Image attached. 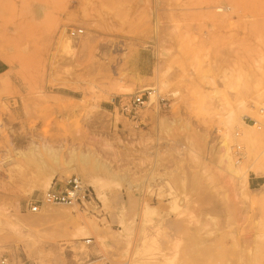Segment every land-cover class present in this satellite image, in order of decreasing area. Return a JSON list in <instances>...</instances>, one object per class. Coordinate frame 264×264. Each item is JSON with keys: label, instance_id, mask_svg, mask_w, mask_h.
Instances as JSON below:
<instances>
[{"label": "rangeland", "instance_id": "obj_1", "mask_svg": "<svg viewBox=\"0 0 264 264\" xmlns=\"http://www.w3.org/2000/svg\"><path fill=\"white\" fill-rule=\"evenodd\" d=\"M262 107L264 0H0V259L264 264Z\"/></svg>", "mask_w": 264, "mask_h": 264}, {"label": "built area", "instance_id": "obj_2", "mask_svg": "<svg viewBox=\"0 0 264 264\" xmlns=\"http://www.w3.org/2000/svg\"><path fill=\"white\" fill-rule=\"evenodd\" d=\"M83 29L71 28L68 30L70 36L81 35ZM150 95V92L148 93ZM149 97V96H148ZM146 97L141 94L129 100H121L120 107L122 112L132 118H136L138 108L144 105ZM264 108H260L263 111ZM256 123V122H255ZM91 199V190L78 176H71L62 182H54L50 188L44 191L39 196H32L27 203V208L33 213L41 212L42 208L46 205L63 204L67 206H74L76 204L84 205ZM92 238H87L86 243H90ZM115 264L108 258L98 256L91 261L90 264ZM0 264H21L16 261L9 260L8 258H1Z\"/></svg>", "mask_w": 264, "mask_h": 264}, {"label": "bare ground", "instance_id": "obj_3", "mask_svg": "<svg viewBox=\"0 0 264 264\" xmlns=\"http://www.w3.org/2000/svg\"><path fill=\"white\" fill-rule=\"evenodd\" d=\"M64 46L65 47H71V44H70V42L69 41H67V42H65V44H64ZM153 95V94H152ZM152 97V96H151ZM52 210V209H51ZM45 212H47L46 213V217H48V218H54V217H57V216H55L54 215V213H51V212H49V211H46L45 210ZM44 212V213H45ZM78 226H76V227H74L73 226V228H74V232L75 233H77L76 231H75V228H78V230H79V235H81V234H83V233H85V232H87V229H88V227H91L92 225H93V222L91 221V220H85V219H81L80 221H77V223H76ZM95 225H96V223H95ZM25 226V225H24ZM89 230V229H88ZM74 234V233H73ZM78 234L77 235H74L75 237L76 236H79ZM73 237V236H72ZM101 239H102V241L103 242H106V240H105V238L103 237V236H101L100 237ZM48 248H47V252H48ZM49 251H51V250H49ZM38 253H39V251H38ZM43 253V252H42ZM50 253V252H49ZM51 253H52V251H51ZM50 256V255H49ZM52 256V255H51ZM64 261H62V262H60V263H57V264H64L63 263Z\"/></svg>", "mask_w": 264, "mask_h": 264}]
</instances>
